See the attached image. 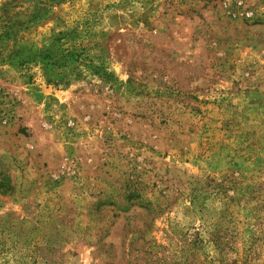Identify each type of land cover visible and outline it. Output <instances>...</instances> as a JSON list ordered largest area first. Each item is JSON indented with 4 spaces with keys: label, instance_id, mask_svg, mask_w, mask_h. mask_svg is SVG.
Listing matches in <instances>:
<instances>
[{
    "label": "rangeland",
    "instance_id": "rangeland-1",
    "mask_svg": "<svg viewBox=\"0 0 264 264\" xmlns=\"http://www.w3.org/2000/svg\"><path fill=\"white\" fill-rule=\"evenodd\" d=\"M0 264H264V0H0Z\"/></svg>",
    "mask_w": 264,
    "mask_h": 264
}]
</instances>
